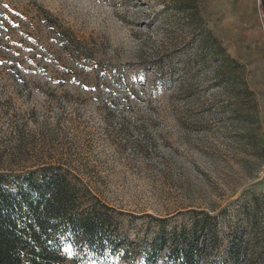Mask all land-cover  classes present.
<instances>
[{"label": "rangeland", "instance_id": "rangeland-1", "mask_svg": "<svg viewBox=\"0 0 264 264\" xmlns=\"http://www.w3.org/2000/svg\"><path fill=\"white\" fill-rule=\"evenodd\" d=\"M53 164L116 210L136 264L204 213L199 264H264L263 1L0 0V172Z\"/></svg>", "mask_w": 264, "mask_h": 264}, {"label": "trees", "instance_id": "trees-1", "mask_svg": "<svg viewBox=\"0 0 264 264\" xmlns=\"http://www.w3.org/2000/svg\"><path fill=\"white\" fill-rule=\"evenodd\" d=\"M115 211L63 164L0 172V264H64L68 242L77 258L122 251L127 264H136L128 238L116 228ZM204 215L205 223L195 219L191 227L153 241L142 253L145 264L157 262L162 251L169 264H199L218 223L216 216Z\"/></svg>", "mask_w": 264, "mask_h": 264}, {"label": "snow or ice", "instance_id": "snow-or-ice-1", "mask_svg": "<svg viewBox=\"0 0 264 264\" xmlns=\"http://www.w3.org/2000/svg\"><path fill=\"white\" fill-rule=\"evenodd\" d=\"M66 251H71V247L69 246L68 248H66Z\"/></svg>", "mask_w": 264, "mask_h": 264}, {"label": "built area", "instance_id": "built-area-1", "mask_svg": "<svg viewBox=\"0 0 264 264\" xmlns=\"http://www.w3.org/2000/svg\"><path fill=\"white\" fill-rule=\"evenodd\" d=\"M263 176H264V166H263Z\"/></svg>", "mask_w": 264, "mask_h": 264}]
</instances>
